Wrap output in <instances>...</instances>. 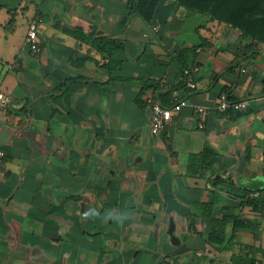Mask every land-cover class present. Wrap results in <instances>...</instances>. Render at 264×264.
Returning <instances> with one entry per match:
<instances>
[{
	"label": "crops",
	"instance_id": "crops-1",
	"mask_svg": "<svg viewBox=\"0 0 264 264\" xmlns=\"http://www.w3.org/2000/svg\"><path fill=\"white\" fill-rule=\"evenodd\" d=\"M47 1L0 8V264H264V45L170 0L150 24L129 0ZM140 79L246 108L152 135Z\"/></svg>",
	"mask_w": 264,
	"mask_h": 264
},
{
	"label": "trees",
	"instance_id": "trees-1",
	"mask_svg": "<svg viewBox=\"0 0 264 264\" xmlns=\"http://www.w3.org/2000/svg\"><path fill=\"white\" fill-rule=\"evenodd\" d=\"M183 8L204 15L212 22L224 24L228 28L237 31L242 40L249 43L264 45V0H170ZM159 0H129L126 4L131 16L139 17L144 23L152 21ZM38 24V21H35ZM12 21L8 23L10 25ZM77 31V30H76ZM101 51L104 49H115L119 42L106 37L94 39ZM182 53L178 56L181 62ZM185 63L180 64L181 72L186 68ZM142 88L136 98L137 105H146L144 100L145 91H150L154 98L161 100L162 105H169L167 91L165 94L158 92V84L149 79H140ZM182 85V84H181ZM226 94V93H225ZM227 95V94H226ZM230 100L229 94L227 95ZM143 98V100H142ZM143 101V102H142Z\"/></svg>",
	"mask_w": 264,
	"mask_h": 264
},
{
	"label": "built area",
	"instance_id": "built-area-1",
	"mask_svg": "<svg viewBox=\"0 0 264 264\" xmlns=\"http://www.w3.org/2000/svg\"><path fill=\"white\" fill-rule=\"evenodd\" d=\"M25 44L29 47L30 51L34 54L39 52V45L37 39V22H32L29 25L27 36L25 38ZM199 68L197 66H191L183 69V76L185 79V87L187 90L192 91L196 89V84L194 77L198 74ZM186 93L173 94L169 101L168 106L162 105L159 101L154 98V95L147 96L144 101L150 109V133L152 135L159 134L164 130L165 126L171 121L173 113H179L182 108L189 107L192 109L194 115L198 119V128L202 129L207 117L211 114V111L224 113L227 110H245L246 104L244 102L236 103L231 102L228 96L224 93L219 96V102L213 107H207L202 105H197L189 103L185 98ZM6 98L0 93V103L4 105L6 103ZM3 153L0 152V157ZM264 164V156L262 157ZM264 174V167L262 170ZM264 191V189H263ZM258 196V193L255 194Z\"/></svg>",
	"mask_w": 264,
	"mask_h": 264
},
{
	"label": "rangeland",
	"instance_id": "rangeland-1",
	"mask_svg": "<svg viewBox=\"0 0 264 264\" xmlns=\"http://www.w3.org/2000/svg\"><path fill=\"white\" fill-rule=\"evenodd\" d=\"M30 2H33V4L34 5H37L38 4V2H39V0H0V8L3 10L2 11V13L1 14H5V12L7 11V10H14L15 8L16 9H18V8H21L22 6H24L25 4H27L28 3V5L30 4ZM57 2V1H56ZM55 2V3H56ZM54 2H53V0H48L47 2H46V4L47 5H51V4H53ZM1 6H3L4 8H2ZM46 8V7H45ZM44 8V9H45ZM200 16V20H199V24L200 25H204V24H206V21L209 19V18H207L206 16H204V15H199ZM23 17L24 18H22L21 16H18L17 18H16V25H17V27H19V23H24L25 22V18H27L28 16H26V14H24L23 15ZM190 19V18H189ZM190 22V23H189ZM188 22V25H190V24H193V23H198L197 21H193V22H191V20ZM7 23V22H6ZM22 25H24V24H22Z\"/></svg>",
	"mask_w": 264,
	"mask_h": 264
}]
</instances>
